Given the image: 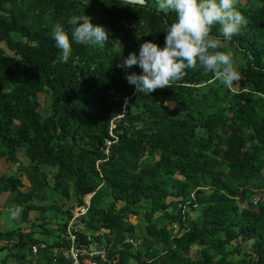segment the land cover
I'll return each mask as SVG.
<instances>
[{"label":"trees","instance_id":"16d2710c","mask_svg":"<svg viewBox=\"0 0 264 264\" xmlns=\"http://www.w3.org/2000/svg\"><path fill=\"white\" fill-rule=\"evenodd\" d=\"M154 5L0 0V196L15 193L10 208L31 222L0 229V264H66L53 249L68 243L66 224L87 195L73 225L81 241L106 246L100 264H264V0H236L247 22L218 41L242 74L231 89L197 67L144 94L126 79L142 69L120 64L144 41L164 45L177 14ZM72 15L110 36L103 47L73 42L64 63L52 24L71 33ZM112 121L117 140L105 154ZM48 191L59 205L39 203Z\"/></svg>","mask_w":264,"mask_h":264},{"label":"clouds","instance_id":"9594fccd","mask_svg":"<svg viewBox=\"0 0 264 264\" xmlns=\"http://www.w3.org/2000/svg\"><path fill=\"white\" fill-rule=\"evenodd\" d=\"M236 0H155V10L167 14L174 11L177 19L166 25L165 43L155 40L140 44L136 51L123 57L121 68L138 65L141 72L126 73L128 82L137 92L151 94L157 88L170 86L197 67L214 73V79L231 89L242 79L231 51H220V39L231 41L247 21L235 6ZM80 21H83L80 23ZM73 26L69 33L59 21L52 24V37L62 51L61 60L68 63L73 56L72 43L103 47L110 32L104 25L93 24L87 16L72 15L67 21ZM214 24L220 25V37L211 35ZM22 209L15 206L10 215L17 218Z\"/></svg>","mask_w":264,"mask_h":264},{"label":"built area","instance_id":"2783aa9c","mask_svg":"<svg viewBox=\"0 0 264 264\" xmlns=\"http://www.w3.org/2000/svg\"><path fill=\"white\" fill-rule=\"evenodd\" d=\"M119 115L118 117H121ZM115 127L112 121L109 127V138L105 140V154L108 153V148L117 140V136L113 132ZM89 206V198L81 206H76L72 210V215L69 218L65 227V238L67 244L60 247H55L53 253L62 257L66 264H100L107 259V248L104 245H100L93 235L87 234L85 241H81L75 227L74 221L85 215ZM126 241L131 242L134 246L135 242L127 238ZM36 252V247H32V254Z\"/></svg>","mask_w":264,"mask_h":264},{"label":"rangeland","instance_id":"374dc122","mask_svg":"<svg viewBox=\"0 0 264 264\" xmlns=\"http://www.w3.org/2000/svg\"><path fill=\"white\" fill-rule=\"evenodd\" d=\"M124 1H128V2H132V3H138L141 0H124ZM237 65V63L235 62V66ZM41 102L42 104L45 103V99L41 98ZM49 166H45L44 169L51 174L52 170L49 169ZM8 171V168L6 166V163H4V161L2 159H0V175L4 174L5 172ZM12 172H14L13 170H11ZM15 193H3L0 196V229L1 230H7V229H11V228H16V227H22L25 229H31V222L28 223H21L20 222V215L13 219L10 215L11 211L13 210V208H10L11 202H12V198L14 196ZM89 198V195L85 196V199L87 200ZM52 202H56L57 205H59L61 202L58 198L56 197H52L50 192H46L45 196H44V201H39V203L41 204H49ZM71 202H67L66 206H70ZM118 205H121V203H119ZM66 206L63 207V209L66 208ZM47 215L49 214L48 217L53 216V212H51V210H48ZM39 215V213H37V211H32L30 214V220L33 221V218L37 217ZM49 219V218H48ZM50 221V220H49ZM131 221L133 223H135L136 227H137V233L138 235H143V223L140 221V219L136 216H132L131 217ZM52 222V221H51ZM48 226L50 227H54V224H49ZM45 232L43 231L42 228L39 229V232L37 233L38 236L40 237H46V234H44ZM48 237V236H47Z\"/></svg>","mask_w":264,"mask_h":264},{"label":"water","instance_id":"95a60500","mask_svg":"<svg viewBox=\"0 0 264 264\" xmlns=\"http://www.w3.org/2000/svg\"><path fill=\"white\" fill-rule=\"evenodd\" d=\"M138 3H143V0H141L140 2H138Z\"/></svg>","mask_w":264,"mask_h":264}]
</instances>
